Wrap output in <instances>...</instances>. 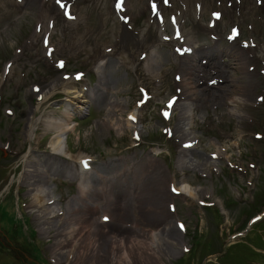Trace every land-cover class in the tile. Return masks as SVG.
I'll return each instance as SVG.
<instances>
[{
  "label": "rangeland",
  "instance_id": "1",
  "mask_svg": "<svg viewBox=\"0 0 264 264\" xmlns=\"http://www.w3.org/2000/svg\"><path fill=\"white\" fill-rule=\"evenodd\" d=\"M139 1H127L126 22L115 0H75L73 22L56 0H0V264H73L77 250L66 243L69 227L77 228L78 213L90 206L95 223L102 215L124 220V243L117 237L107 242V264H264V233H258L264 216L255 220L258 226L248 225L264 197V6L216 0L219 19L206 6L199 12L184 0H168L166 18L159 19L151 0ZM182 12L188 15L181 18V24L188 19L185 43H199V49L196 60L170 74L164 70L178 58L169 57L162 34L167 30L179 43L174 22ZM212 23L217 26L209 30ZM198 25L205 31L196 35ZM78 26L99 28L90 45L69 33ZM231 29L238 36L228 44L223 40ZM71 35L75 47L68 43ZM47 42L55 48L50 54ZM142 49L147 57L141 67ZM160 75L164 81L154 83ZM70 83L90 104V114L76 117V131L68 135L77 160L50 155L55 132L43 124L36 126V138H25L32 109L42 120L66 111L63 90ZM145 89L149 99L143 102ZM170 98L177 103L165 115ZM137 109V120L129 123ZM82 156L94 161L89 172L81 173ZM146 176L165 197L154 200L139 189ZM30 183L42 186L49 199L47 226ZM184 184L197 190L196 198L179 193ZM116 199L122 211L112 214ZM92 232L102 236L99 226ZM94 251L103 250L96 245Z\"/></svg>",
  "mask_w": 264,
  "mask_h": 264
},
{
  "label": "bare ground",
  "instance_id": "2",
  "mask_svg": "<svg viewBox=\"0 0 264 264\" xmlns=\"http://www.w3.org/2000/svg\"><path fill=\"white\" fill-rule=\"evenodd\" d=\"M68 3V9L67 12L65 13V16L67 17V19H74L75 21L78 20V17H76V15L73 13V9L70 7L69 4H71V0H66ZM128 1V0H127ZM136 4H139V0H135ZM166 1V0H165ZM63 0H59V3H63ZM191 2V0H186V2H184L185 4H189ZM192 4V3H191ZM122 8L120 9V13H124L125 9H126V5L123 2L122 3ZM164 6V2L163 0H157L156 4L153 5V12L155 14H160L162 12V7ZM91 10H94V7H91ZM187 14V13H186ZM46 16H48V14L46 13ZM180 19H177V23H180ZM74 21V22H75ZM217 26V24H216ZM214 26V27H216ZM197 29L194 30V34L197 35V33H201L204 30V26H196ZM69 33H73L76 32V36H79L81 39V46H88L90 45L89 43H91V40L94 38V35L99 31V28H92V27H83V26H78L76 28H72L70 30H68ZM109 33V32H108ZM184 34V31H183ZM106 35V33H105ZM187 34H184V36H179L180 39H183L184 37H186ZM135 38V35L132 37V39ZM123 38H121L122 40ZM70 45H72L73 47L76 46V44L74 43V39H73V35H71L69 42ZM117 43H119V41H117ZM138 44V43H136ZM120 44H118L117 46H119ZM197 45V43H196ZM166 47L170 48V45H165ZM174 48V47H173ZM194 49V47H192ZM190 49V47H188L186 49L187 50ZM195 51V49H194ZM185 52V53H186ZM143 53V49L141 50V52L139 53V66L141 65L142 67V63H141V57ZM172 56L176 55L177 58L179 60L182 59L181 54L180 53H176V54H172ZM188 56H192L191 54H189ZM186 57V55L184 56ZM183 57V58H184ZM195 60L197 59V57H192ZM229 59L231 61H233V58L229 56ZM167 72L170 73L169 70H165ZM163 76V75H162ZM143 77H147V76H143ZM156 78V77H155ZM164 78L163 77H157L154 80V83H159V82H163ZM74 83H70V84H65L64 87V94L67 95V99L65 100L66 103V107H65V112L63 114H61V116H56L54 113H51L50 115H47L46 118H44V120H42L41 118H36L35 114L37 112L36 109H32L29 113V117L27 120V126L25 129V138L28 141H31L32 139L36 138V133H35V128L36 126H38V124H43L44 127L46 128V130L49 131H54L55 135L52 137V140L49 143V150H50V155L51 156H63L68 160H77L76 158H73L74 156H72V154L70 153L68 147H67V136L69 132H74L75 128L73 126V123L76 119V117H80L83 116L85 113V111H87V107L90 106L89 101L86 99V97L83 94V90H74ZM54 86V84L52 85ZM46 95H48V98L52 96V94L47 93ZM84 113V114H83ZM138 115V111L132 113L131 117H135V119L132 120H136ZM190 115H192V112H190ZM192 118V116H191ZM129 123H131V121H128ZM34 156L32 154V151L30 152L28 158L29 160L32 159ZM36 157V156H35ZM84 157H81L80 159H78V164H81V160ZM28 161V160H27ZM72 162V161H71ZM72 164V163H71ZM70 169V168H69ZM145 171V169H143ZM148 177L146 176V181H144L143 183H139V189H141V191L144 192H148L150 193L151 197L155 200L156 197L159 195V199H162V197L166 196V193L164 191H162L161 189H157V183L154 180L151 179H147ZM31 186L33 187V191L34 193V207L37 209V213L39 215H41V220H43V223L45 226H47V222H48V216L51 213L48 210H51L50 208V202L48 197L45 196V190L43 188H41L42 186L39 185V189L36 183H30ZM81 186L83 188H85L84 183L81 181ZM179 192L181 194H183L186 197L189 198H196L197 196V190L194 189L190 184H184L182 186H180L179 188ZM83 196H85L84 193H82ZM117 195L118 196H122V188H119L117 190ZM117 202H112L110 204L111 209L113 210L112 214H114V212L116 211H122V206L119 203L118 199H116ZM92 208V210H91ZM84 209L88 210L87 207H85ZM83 209V210H84ZM81 211L78 213L77 218H79L81 220L80 224L77 226V228L74 227V225H72L71 227H69V230H71L70 233L67 234V239H70L71 241H67V245H70L71 243L73 244V247L76 248V257L77 259H75V261L73 262V264H107L108 259H109V255L108 252V245L107 242L111 241L112 237H117V239L115 238L117 243H124L123 241L120 240V236L119 234H123L125 233V230L123 228V219L122 218H118L115 215H112V218L115 220H111V222H107V223H101L100 219L99 222L95 223L94 220H92L93 215H94V206H90V211L88 213ZM55 215V213H54ZM61 215H57L55 218L60 217ZM122 217V215H119ZM91 218V219H90ZM124 218V217H123ZM87 226V230H84L83 227L85 228ZM99 226V232L102 233V236L100 237H96L93 232L91 233V231H93V229L97 228ZM81 231L85 234L89 233L92 234L91 236L89 235H84V236H80L79 233L76 234L77 232ZM43 232V230H42ZM80 237V238H79ZM79 238V239H77ZM94 239L96 240V242L94 241ZM96 245H98V247H101V250H103L101 253H96L95 251L92 252V249H94L96 247ZM84 250V253L82 255H80V252H78V250L80 249ZM72 251V250H71ZM81 251V250H80Z\"/></svg>",
  "mask_w": 264,
  "mask_h": 264
},
{
  "label": "snow or ice",
  "instance_id": "3",
  "mask_svg": "<svg viewBox=\"0 0 264 264\" xmlns=\"http://www.w3.org/2000/svg\"><path fill=\"white\" fill-rule=\"evenodd\" d=\"M58 2H59V0H58ZM177 79H179V77H177ZM165 115H167V113H165ZM131 119H135V117H130ZM84 164H85V167H87L88 166V163H87V161H85L84 162Z\"/></svg>",
  "mask_w": 264,
  "mask_h": 264
}]
</instances>
